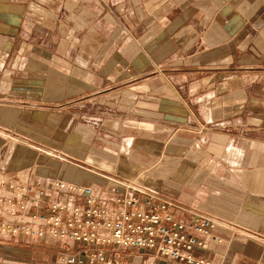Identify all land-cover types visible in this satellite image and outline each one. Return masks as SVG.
Returning a JSON list of instances; mask_svg holds the SVG:
<instances>
[{"label": "crops", "instance_id": "0c3cea01", "mask_svg": "<svg viewBox=\"0 0 264 264\" xmlns=\"http://www.w3.org/2000/svg\"><path fill=\"white\" fill-rule=\"evenodd\" d=\"M98 129L102 175L216 217L196 255L264 264V0H0V166L100 184L39 149L95 162Z\"/></svg>", "mask_w": 264, "mask_h": 264}, {"label": "built area", "instance_id": "2783aa9c", "mask_svg": "<svg viewBox=\"0 0 264 264\" xmlns=\"http://www.w3.org/2000/svg\"><path fill=\"white\" fill-rule=\"evenodd\" d=\"M102 177L94 185L2 164L0 239L68 243L71 248L59 256L65 264H213L193 249H210L222 240L212 233L216 217L135 180Z\"/></svg>", "mask_w": 264, "mask_h": 264}, {"label": "rangeland", "instance_id": "374dc122", "mask_svg": "<svg viewBox=\"0 0 264 264\" xmlns=\"http://www.w3.org/2000/svg\"><path fill=\"white\" fill-rule=\"evenodd\" d=\"M50 58V53L47 55ZM18 58V54L15 55V59ZM36 57H33V63H36ZM58 64V66H57ZM61 63L57 61H53L48 67L39 68L38 66H31V73L36 75L37 77L45 76L49 81H52L47 85V87H52V91L48 93V97L52 100H55V89L57 85H62L61 83L55 82L56 78H65L69 75L68 66L64 65L63 67H59ZM65 76V77H64ZM33 87H37L35 92L40 91L38 87L42 86L43 83H40V79H36L33 82ZM38 94V93H36ZM54 102V101H53ZM41 104V103H40ZM97 136L95 138V144L90 145L89 151L91 154V158H94L95 162H82L80 160H76L70 155L64 154L63 146L56 147L58 150H53L51 148L40 147L39 149L44 150L46 154L51 155L49 161L52 158L56 160L66 161L67 164L76 163L79 166V173L81 176L88 174V176H102L104 174L103 168L104 165H113V161L110 159L114 158L115 154L113 152H109L107 148H105V137L103 135L104 130L98 129ZM39 133L44 134L42 131ZM52 133V132H50ZM64 132L54 131V134L61 135ZM53 135V133H52ZM87 136V135H86ZM83 137L84 141L87 142V138ZM89 139V138H88ZM109 140V139H107ZM114 141V139H111ZM107 142V141H106ZM110 158V159H109ZM53 159V160H55ZM55 160V161H56ZM49 165H51L49 163ZM75 165V164H74ZM47 166V165H45ZM123 167V165H122ZM120 168V167H117ZM125 168V167H123ZM41 169V168H40ZM121 169V168H120ZM100 173V174H98ZM84 178V177H83ZM86 178V177H85ZM103 178V177H102ZM71 248L70 244L60 241L53 240H39V239H31L28 240L26 237L14 236L9 238L0 239V264H65L60 261V254L67 252ZM121 252L127 253L131 252L129 248L121 249Z\"/></svg>", "mask_w": 264, "mask_h": 264}]
</instances>
